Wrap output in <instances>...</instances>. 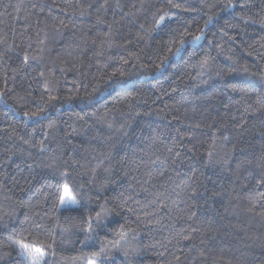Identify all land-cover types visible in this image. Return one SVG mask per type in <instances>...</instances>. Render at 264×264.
<instances>
[{
  "label": "trees",
  "instance_id": "1",
  "mask_svg": "<svg viewBox=\"0 0 264 264\" xmlns=\"http://www.w3.org/2000/svg\"><path fill=\"white\" fill-rule=\"evenodd\" d=\"M18 239L43 264H264V0H0V264Z\"/></svg>",
  "mask_w": 264,
  "mask_h": 264
},
{
  "label": "snow or ice",
  "instance_id": "2",
  "mask_svg": "<svg viewBox=\"0 0 264 264\" xmlns=\"http://www.w3.org/2000/svg\"><path fill=\"white\" fill-rule=\"evenodd\" d=\"M161 19H163V17H161ZM194 39L198 41L200 37H195ZM179 43L180 47L175 49V54H178L185 44L183 37H181ZM125 63H127V61H125ZM59 203L61 206L65 207L75 206L77 203L76 197L68 184L63 185L62 194L59 196ZM102 212L103 208H101V211L96 212L97 221L100 220ZM88 223L89 229H91L92 217L88 218ZM11 244L20 250V255L26 261V264H43L46 253L41 247L35 246L26 239L12 240ZM101 251H103V249H101ZM97 255H99V253H97Z\"/></svg>",
  "mask_w": 264,
  "mask_h": 264
},
{
  "label": "rangeland",
  "instance_id": "3",
  "mask_svg": "<svg viewBox=\"0 0 264 264\" xmlns=\"http://www.w3.org/2000/svg\"><path fill=\"white\" fill-rule=\"evenodd\" d=\"M181 26V23L176 20L167 19L160 22L156 28V31L153 34L152 49H157L163 43L166 37L172 33L174 29H177ZM23 85L25 88H30L33 90H39L38 83L30 76L29 70L25 67Z\"/></svg>",
  "mask_w": 264,
  "mask_h": 264
}]
</instances>
